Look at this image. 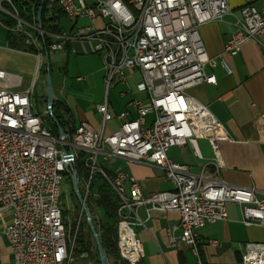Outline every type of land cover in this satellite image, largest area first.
<instances>
[{
	"label": "built area",
	"instance_id": "2783aa9c",
	"mask_svg": "<svg viewBox=\"0 0 264 264\" xmlns=\"http://www.w3.org/2000/svg\"><path fill=\"white\" fill-rule=\"evenodd\" d=\"M47 5L54 15L58 8L74 20L70 30H44L33 12H28L31 19L23 18L14 0H0V15L15 20L12 27L4 26L24 35V45L34 50L38 61L74 40L93 42L103 61L106 90L114 80H123L125 69H135L139 72L135 88L146 98L130 100L136 117L127 110L114 116L105 94L96 105L99 129L81 121L72 134L59 136L34 108L32 88L15 90L21 78L0 70V216L11 214L5 235L12 264H70L74 260L75 234L66 225L59 201L63 176L76 177L78 185H83L80 191L86 206L92 176L101 173L105 177L119 198L116 246L128 264H139L144 255L134 230L142 224L139 205L179 212V239L196 254L197 229L225 220L228 202L240 207L244 225L264 227V196H256L253 186H237L216 176L224 165L218 142L229 136L208 107L188 92L200 83L216 82L206 72L207 65L219 64L231 73L226 57L238 54L246 41H254L264 51V0L259 6L243 4L238 14L229 0H47ZM229 14L234 16L233 31L223 50L208 57L198 29ZM113 117L119 125L106 132V123ZM203 138L214 153L213 174H205L204 169L193 173L189 165L168 156L170 147L188 143L195 147V141ZM70 150L72 158H64ZM78 151L86 152L82 160L87 178L78 176ZM100 156L159 167L172 189L143 196L135 177L120 168L108 172ZM171 241L177 242L176 237ZM196 264H202L201 260ZM237 264H264V241L247 242Z\"/></svg>",
	"mask_w": 264,
	"mask_h": 264
},
{
	"label": "crops",
	"instance_id": "0c3cea01",
	"mask_svg": "<svg viewBox=\"0 0 264 264\" xmlns=\"http://www.w3.org/2000/svg\"><path fill=\"white\" fill-rule=\"evenodd\" d=\"M246 3L259 6L260 0H229V6L235 14H238L239 7ZM233 21L234 16L229 14L222 20H213L199 27L200 39L208 57H215L223 50L233 31ZM60 23L65 31L72 27L71 24L69 29H66L61 19ZM7 33L8 30L0 19V52H22L23 49L8 45ZM63 50L66 56L73 55L86 60V65L79 70L80 73L75 78L77 91H85L91 86L98 87L103 94L97 104L104 100L106 94L109 111L114 116L127 110L130 116L136 117L137 112L130 105V100L146 98L143 92H138L135 88L139 78L137 70L125 69L123 80H114L106 90L103 61L100 54L94 51L93 42L74 40ZM25 52L34 54L30 51ZM226 59L231 67V73H226L219 64L214 67L207 65L206 72L213 74L216 82L200 83L188 90L192 96L208 107L223 124L229 136L228 140L218 142L219 156L224 165L215 173L216 176L237 186H253L256 196L262 197L264 196V51L254 41L249 40L242 44L238 54L229 55ZM77 77H82L83 80L79 81ZM117 84L124 86L125 90H120V99L113 102L109 99V89ZM22 85L21 78V84L15 90L28 88ZM54 100L63 103L70 115L66 120L72 126L75 127L81 121L90 123L95 129L101 126L100 115L96 108L78 104L72 108L60 99L54 98ZM150 120L151 115H148L147 121ZM118 125L119 120L113 117L106 123L105 130L110 132ZM168 156L176 162L189 165L193 173L198 174L201 169H204L205 174L208 175L214 173L215 166L212 162L214 153L207 139H197L195 147L191 143L172 146L168 150ZM99 160H102L100 164L110 173L120 168L135 177L143 196L172 189L164 171L154 165L129 162L116 156L108 159L100 156ZM226 211L225 220L207 223L197 229L200 241L196 254L190 245L179 239L181 235L178 227L179 212L149 209L147 205H139L137 214L142 224L134 226L144 253L139 264H196L198 260H201L202 264H237L247 242L264 241V227L257 224L244 225L241 220V209L235 203H226ZM10 221L9 212L0 216V264H12L9 242L5 235V229ZM172 236L176 237L177 242L172 243ZM210 241L216 242L210 243ZM88 264H94L93 259H88Z\"/></svg>",
	"mask_w": 264,
	"mask_h": 264
},
{
	"label": "rangeland",
	"instance_id": "374dc122",
	"mask_svg": "<svg viewBox=\"0 0 264 264\" xmlns=\"http://www.w3.org/2000/svg\"><path fill=\"white\" fill-rule=\"evenodd\" d=\"M4 18L5 16L0 15V19ZM61 22L65 25L66 29H69L74 20L63 17ZM80 23H86V20L80 21ZM23 51L0 52V69L20 76L23 82L22 87L32 88V102L34 108L44 117L46 125L49 126L52 117L47 110L46 102L47 72L44 71L46 58L43 55L41 60L38 61V57L35 54L27 53L25 50ZM48 58L51 66L50 79L53 98L62 100L66 105L72 108L78 104L79 106H92L95 109L103 92L100 93L101 91H99V88L93 86L81 92L77 91L76 88L77 82L75 78L77 74L80 73L79 70L86 65V60L82 57H74L73 55L66 56L63 49L51 52ZM122 89L125 90L124 86L121 84L111 87L109 89V99L113 102L119 100V91ZM99 162H102V160H99ZM79 188L82 192L84 191L82 184L79 185ZM59 192L60 206L64 211V220L70 233L72 228L76 234L78 230H81L84 241L89 243L88 253H75L77 246L75 242L74 260L70 264H88V259H93L94 264H100L96 241L93 235L88 231L89 227L86 216L84 212L81 213V205L74 193L73 183L70 177L63 176ZM88 210L91 217L93 214H98L97 208L93 203L88 207ZM108 264H110V260H108Z\"/></svg>",
	"mask_w": 264,
	"mask_h": 264
},
{
	"label": "trees",
	"instance_id": "16d2710c",
	"mask_svg": "<svg viewBox=\"0 0 264 264\" xmlns=\"http://www.w3.org/2000/svg\"><path fill=\"white\" fill-rule=\"evenodd\" d=\"M14 2L17 5L22 17L25 19H31V16L28 14V12L31 11L36 15L41 0H14ZM55 10L57 11L56 15H54V10L48 7L47 0H45L41 14V25L46 31L61 33L63 32V27L60 23V19L65 17V15L58 8ZM1 21L8 27H12L15 24V20L7 16H5L4 19H1ZM6 39L10 47L19 48L34 53V50L31 47L24 45L23 34L14 33L8 30ZM50 39L51 38L46 37V40ZM67 46L68 43L65 45V47ZM52 115L59 122L64 132L72 134V132L75 130V127L66 120V118H68L70 115L62 102L54 100V103L52 104ZM48 127L54 135L58 134L57 126L53 119H51ZM78 154L79 158L76 160V170L78 176L80 178H87L88 170L82 160V158L86 155V152L78 151ZM92 203L96 206L98 212L97 215H92V220L99 235L104 252L107 258L110 260V264H128L126 261L120 258L116 246V226L118 221L117 208L119 205V198L101 173H95L92 176L89 184V190L86 196V204L88 207H90ZM62 212L64 215L63 210ZM88 231L91 234L90 229ZM71 233L72 235L75 234V242L77 243L75 253H88L89 243L84 241V236L81 233V230H78V233L76 234L72 228Z\"/></svg>",
	"mask_w": 264,
	"mask_h": 264
},
{
	"label": "water",
	"instance_id": "95a60500",
	"mask_svg": "<svg viewBox=\"0 0 264 264\" xmlns=\"http://www.w3.org/2000/svg\"><path fill=\"white\" fill-rule=\"evenodd\" d=\"M45 0H41V3L38 7V10L36 12V23L38 25H41V14H42V9H43V5H44ZM45 70L47 72V82H46V88H47V94H46V102H47V110L50 113L53 121L55 122L56 126H57V130H58V135H63L65 134L64 130L62 129V127L60 126L59 122L54 118V116L52 115V104L54 103V98L52 95V89H51V79H50V62H49V58H48V54L45 55ZM66 136L69 138V135L66 134ZM73 153L72 150H70L68 153L64 154V158H72ZM72 183H73V189H74V193L77 197V200L79 201L82 209L84 210L85 216H86V220L88 223V227L90 229L91 234L93 235L95 241H96V246H97V251L100 257V264H108V258L104 252V249L101 245L100 239H99V235L97 233V230L94 226V222L92 220V217L90 216L88 207L85 205L84 199L81 195V191L77 182L76 177H72Z\"/></svg>",
	"mask_w": 264,
	"mask_h": 264
}]
</instances>
